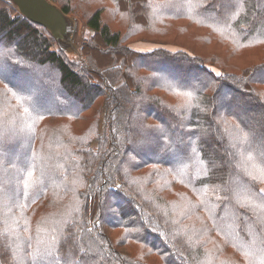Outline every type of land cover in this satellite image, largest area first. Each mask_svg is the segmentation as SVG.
<instances>
[{
    "label": "trees",
    "instance_id": "1",
    "mask_svg": "<svg viewBox=\"0 0 264 264\" xmlns=\"http://www.w3.org/2000/svg\"><path fill=\"white\" fill-rule=\"evenodd\" d=\"M133 1L134 12L119 7V3L128 6ZM111 2V8L125 19L122 27L125 23L135 26L140 18L167 23L176 17L200 29L221 24L231 39H251L264 33V0ZM61 10L72 14L68 7L61 6ZM102 11L97 8L86 14L85 26L98 39L85 41L80 48L83 61L74 62L55 47L46 29L0 0V62L18 76L39 80L38 89L55 90L60 105L36 109L32 98L17 85L0 79V98L10 101L11 113L1 108L0 135L9 126V131L27 139L23 164L18 159L0 158V264H228L225 258L218 260L220 245L240 258L238 264H261L264 198L258 197L252 182L255 178L264 181V177L242 171L240 155L248 154L264 165V76H259L264 73V62L241 77L215 76L207 64L186 56L131 49L123 39L132 35L126 37L122 27L112 30L103 23ZM100 54L108 57L103 60ZM107 62L111 63L99 66ZM176 73L179 75L171 76ZM232 81L241 89L237 88L230 100L231 108L215 112L217 93L229 89ZM107 93L114 96L119 108L115 116L126 122H120V127L128 130L124 139L134 144L133 154L131 145L119 151L111 129L104 138L95 137ZM68 98L76 106L61 107ZM86 110L88 128L78 134L77 124ZM239 113H247L254 122L241 120ZM63 125L68 126L66 131L61 129ZM93 137L99 139L96 151L90 145ZM191 139V148L181 154L179 166L162 156L170 147L185 146ZM137 148L161 156L143 158L145 153ZM6 149L3 144L0 153ZM128 160L141 175L149 173L147 180L135 181L129 176L130 183L125 174ZM13 178L17 195L12 198L8 196ZM168 182L175 185L174 193L187 188L199 199L208 224L195 219L193 225L188 211L180 217L165 209L169 199L161 200L159 194L168 189ZM109 196L115 199L112 207ZM122 202H126L123 208L118 206ZM105 205L110 219L104 217ZM106 230L123 231L125 241H114ZM119 243L124 247L139 245L138 256L146 254V260H132Z\"/></svg>",
    "mask_w": 264,
    "mask_h": 264
},
{
    "label": "rangeland",
    "instance_id": "2",
    "mask_svg": "<svg viewBox=\"0 0 264 264\" xmlns=\"http://www.w3.org/2000/svg\"><path fill=\"white\" fill-rule=\"evenodd\" d=\"M55 1L61 3L62 4L61 6L68 7L70 11L72 10L71 11L72 14L70 15L71 18L69 17L70 19V22L68 25L69 31L65 39L67 43H68V39H72L73 41V42L70 41V46L76 51V53L73 56H71L70 60L74 62L83 61V58L81 57V54H80V48L85 41L87 42L88 40L90 41L91 39H94V40L98 39L96 38L97 35L91 29L85 26L86 19H87L85 16L87 13H90L89 12L90 10L101 8L103 10L101 13L102 22L107 24L112 30H116L119 27H122L125 22V19L123 20L121 18L120 14L116 12V9L111 8L113 7V3L111 2V0H98L100 1V4L98 5H91L92 4L91 0H63V2H60L61 0H55ZM96 1L97 0H94V3ZM51 2L61 9V6L59 4L54 3L53 1ZM132 5L133 6L135 5L134 1L132 2V4H129L128 6L124 4L122 5V3H119V7L122 8V10L124 11L127 10L129 12H134L133 11L134 7H131ZM222 7L226 8V5ZM140 11H144L143 8H140ZM145 15L146 14H144V16ZM76 17L78 18V20L74 19ZM135 21H136L135 26L134 25L130 26V25H127V23H125V27H122V31H121V33L126 37H129L130 35H132V37H129L123 40H124L125 45L126 44L128 45L130 43V47L133 50H139V51L140 50H143V51L144 50L146 51L161 50V51H166L169 53L172 52L171 53L173 54L172 56H178V55L184 56V57L186 56L193 61L197 60V62H200L205 65L207 64L206 65L207 68L211 70L213 75L215 76L224 75L223 78H226L233 74L241 77L240 75L242 73L246 75L247 74L246 72L248 70H253L259 64L264 62V33L263 32L256 33L251 39H231L232 37L230 36L228 29L222 26L221 24H215V25H212V27H204L200 29L197 26V24H190L188 22H183L182 20H179V18H176V17H172L168 19L169 23L162 22L159 20L152 21V20L145 19V18L136 19ZM148 22H150L149 27L147 26ZM148 35H152V36H148ZM154 35H159L160 37L154 36ZM233 37H236L235 32L233 33ZM57 46L58 44L55 41V47L57 48ZM100 57H102L104 60L108 56H104V55L102 56L100 54ZM110 63L111 62L99 63V66L100 67L106 66ZM165 72H168V71L166 70ZM176 75H179V73L172 74L171 76H176ZM215 76L212 78L213 83H214ZM259 76H264V73L263 75H261L260 73ZM7 79H9L11 82L17 85L23 94L27 95L29 98H32L33 107H35L36 109L38 108L53 109L55 106H60L57 104V100L54 97L55 90L46 91V89L44 88H41V89L37 88V83L39 80L34 81L26 75L24 77L23 74L18 76L16 72H14L13 70L11 71L9 68H8V78ZM189 82H192V80ZM216 87L217 85L215 86V88ZM237 88L241 89L235 82L232 81L231 87L229 89L223 88L220 92L217 93L219 94V97L216 100L215 112L221 113L223 110L231 108L230 100L235 98V93L237 91ZM205 91H207V89ZM114 99L115 98L114 96L111 95V93L110 94L107 93V98H104L105 105L103 106V109L101 111L98 132L96 133L95 137L98 136L99 138L100 136V138H104L106 132L109 129H111V131L113 132L116 138L114 140V144L115 143L119 144L118 145L119 151L120 150L123 151L125 150L126 145H131V142L124 139L126 136H128V132H127L128 130H126L125 127H120V122L122 121L119 120L115 116L119 108L116 107L114 103ZM66 101H68V103H66ZM66 101L65 103H61V107L72 108L76 106V103L73 102V100H69L68 98ZM9 103H10L9 100L0 98V110L1 108H3V111H6L7 114L11 115L10 111L8 110ZM92 110H93L92 112L95 113V109H92ZM246 115L247 113L245 114L239 113L238 116L243 121L251 120L249 118V115H247L248 117H246ZM82 117H84V119L83 120L80 119L77 124L78 134H80V132H78L79 130L88 128L87 126L88 123H86L87 110L80 116V118ZM260 119L261 118L257 117L256 121H260ZM146 122H150V121L147 120ZM251 122H254V121L251 120ZM122 123H126V122L124 121ZM116 124H118V126ZM73 128L76 129L75 122L73 123ZM61 129L63 131H66L68 129V126L63 125ZM211 129H212V132L215 134V139L217 141H220L221 138L218 135H216L217 132L214 130L213 126L211 127ZM159 131H162V130H159ZM138 132L141 135H144V133L141 130H138ZM5 134H7L8 136L7 137L4 136ZM10 135H13V136L9 137ZM172 135L174 134L172 133ZM259 137H262V133L260 132H259ZM98 138H95L90 144L91 148L95 151L98 149V146H99ZM157 138H158V141H160V138L159 137ZM262 139H263V145H264V138ZM0 142H1L0 145L7 144V149L4 152L0 153V158L5 157L13 161L18 159L22 161L21 162L22 164L23 162H25L26 156H27V154L25 153V145H26L27 139H25V137H22L21 134L20 135H17V133L14 134V132H12L11 130L9 131V126H8L7 130L1 133ZM191 142H192V139L189 141V144L187 142L185 146L177 144L178 148L172 146L169 148L166 154L162 156L166 155L171 160L172 163L179 166L182 161L181 154L185 150H188L191 148ZM240 144H243V142H241ZM136 150L143 152L142 149H139V148H137ZM134 152L135 150H134V144H133L131 145V153L133 154ZM143 153H145L143 158H149V157L159 158L161 156V154H157L156 152L154 154H150L151 153L150 151H145ZM116 154L117 153H115V155ZM225 154L228 156L227 153ZM241 158L244 160V162L242 163L244 165L242 171L244 170L246 174L249 173L252 175H256V177H258V175L264 177V165L259 160H257L254 157L248 156V154L240 155V159ZM131 161L130 160L126 161V164H127L125 167V174L127 176L126 178L130 179L129 176H131L133 179H135V181L147 180L146 177L149 176V173H144L146 175H141V173L137 171V168L132 166L133 163H131ZM252 178L253 177H251V179ZM255 180L252 183L254 187L258 190L257 195L259 198H264V181L260 180L259 178L257 179L255 178ZM11 182H9L10 191H9L8 197H10L11 195L13 198L15 195H17L16 189L14 190V187L16 186V179L14 178L11 179ZM117 182L119 181L117 180ZM130 183H131V179H130ZM118 186L121 187L122 184L119 182ZM174 186L168 182V189H164L159 194L162 196L161 200H164V198H168L172 204L171 205L169 201L166 199L167 207H165V209L171 214L173 213V210H174L180 217H182L185 214V212L188 211L189 213H191L190 219L193 220L192 221L193 225H195V219H197L201 223L203 222L204 224H208L207 215L206 213L203 212V210L205 209L203 205L201 206L198 203L199 199L195 198L193 193L187 188H183V190L174 193L176 191L173 188ZM239 191L240 189H238V192ZM82 192H85V191H82ZM167 193H170L171 196L165 197ZM126 195H128L127 192H126ZM108 199H109L108 204L110 207H112V204L114 205L115 199H113L110 196ZM125 203L123 202L119 203L118 206L123 208L125 207ZM107 206L105 208L104 217L106 219H108L109 217L110 219L112 215H111L110 209H108ZM171 206L173 207V209ZM200 210L201 212L199 213L198 211ZM190 219L188 218L187 221L191 222ZM217 233L218 232H216L214 236L216 238V242H215L216 249H218V244H219L218 240L220 238L217 235ZM105 234L111 237L114 241L115 240L118 241L119 239L120 240L122 239L123 241H125L123 237L124 233L121 230H117V231L106 230ZM214 240L215 239L213 238L211 246L213 245ZM118 245H120L124 253L130 255L132 260L136 261L137 258H139L141 261L143 259L146 260L145 259L147 257L146 254L144 256L142 255L138 256L137 251H139V248H140L139 245H132L131 243L128 247L122 246L121 243H119ZM220 249H221V253L218 255L219 261L225 258L228 264H238L239 263L240 258H238L235 254H233L232 250H230L228 247L224 245H220ZM134 250H136V252H134ZM182 264H187V262L183 261Z\"/></svg>",
    "mask_w": 264,
    "mask_h": 264
},
{
    "label": "water",
    "instance_id": "3",
    "mask_svg": "<svg viewBox=\"0 0 264 264\" xmlns=\"http://www.w3.org/2000/svg\"><path fill=\"white\" fill-rule=\"evenodd\" d=\"M11 4L20 15L28 21L46 29L52 38L57 42L58 47L69 59L76 51L66 42V35L69 31L68 25L70 15L65 14L50 0H5ZM71 18V17H70ZM77 19L78 18H74ZM73 42V41H72ZM69 46V47H68Z\"/></svg>",
    "mask_w": 264,
    "mask_h": 264
},
{
    "label": "snow or ice",
    "instance_id": "4",
    "mask_svg": "<svg viewBox=\"0 0 264 264\" xmlns=\"http://www.w3.org/2000/svg\"><path fill=\"white\" fill-rule=\"evenodd\" d=\"M7 78H8V67L5 65L4 62H0V79L7 80ZM187 94H188V95H191V93H187ZM24 112H25V114H27V113H28V109L25 108V109H24ZM40 118L42 119L43 117L41 116ZM156 130L158 131L159 128H157ZM28 176H29V179H30L31 176H32V173L29 172V173H28ZM27 186H28V184H27V182H26V183H25V187H27ZM218 198H219V197H218ZM261 264H264V261H261Z\"/></svg>",
    "mask_w": 264,
    "mask_h": 264
}]
</instances>
